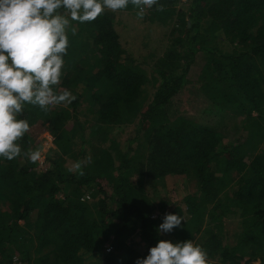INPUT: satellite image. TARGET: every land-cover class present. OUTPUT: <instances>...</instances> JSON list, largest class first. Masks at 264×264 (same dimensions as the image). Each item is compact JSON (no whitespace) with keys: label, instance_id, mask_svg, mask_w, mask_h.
I'll use <instances>...</instances> for the list:
<instances>
[{"label":"trees","instance_id":"16d2710c","mask_svg":"<svg viewBox=\"0 0 264 264\" xmlns=\"http://www.w3.org/2000/svg\"><path fill=\"white\" fill-rule=\"evenodd\" d=\"M180 1L158 0L142 16L170 28L165 44L158 40L161 54L156 48L147 54L151 64L127 54L112 12L84 23L69 17L55 88L76 92V99L47 111L26 104L18 117L30 129L42 124L54 150L38 169L25 155L37 151L29 131L18 141L19 157H0V264H10L15 253L25 264H136L166 240L158 230L164 216L185 211L187 219L168 241L198 239L207 264H264V0H188L184 10ZM131 9L139 10L131 3L123 10ZM219 36L229 50L219 47ZM199 54L201 94L219 116L246 115L243 140L225 143L227 132L172 115ZM136 120L139 130L127 150L114 147L113 128ZM89 156L83 176L65 166L68 158L76 163ZM169 175L195 183L184 211L166 212L146 192V183L155 187ZM232 220L238 232L228 243L225 224Z\"/></svg>","mask_w":264,"mask_h":264},{"label":"clouds","instance_id":"9594fccd","mask_svg":"<svg viewBox=\"0 0 264 264\" xmlns=\"http://www.w3.org/2000/svg\"><path fill=\"white\" fill-rule=\"evenodd\" d=\"M129 3L139 9L142 18L145 7L152 8L158 0H0V157L11 161L22 154L18 141L30 126L18 117L26 104L47 111L49 106L67 105L76 99L68 90H54L61 82L70 19L92 22L105 9L115 12ZM158 10L163 11V6ZM25 155L33 163L41 157L39 151ZM90 162L89 156L69 171L83 176L82 169ZM182 220L181 216L166 214L158 230L170 233ZM136 264H207V253L191 240H159Z\"/></svg>","mask_w":264,"mask_h":264},{"label":"rangeland","instance_id":"374dc122","mask_svg":"<svg viewBox=\"0 0 264 264\" xmlns=\"http://www.w3.org/2000/svg\"><path fill=\"white\" fill-rule=\"evenodd\" d=\"M179 9H185L187 7L188 0H181ZM108 10V9H105ZM149 10L145 7L144 14ZM114 15L115 29L119 35L120 43L122 47L126 50L127 54H133L136 58L138 56H146L147 62L152 63L150 56H147L148 53L152 52L156 48V55L161 54L160 48L158 46V40L161 39L162 45L165 44L166 38L170 31L169 26L165 27L159 24H150L144 22L138 16L139 10H118L111 11ZM147 42L146 46H142V42ZM219 47L224 51L229 50L230 46L226 40L219 36L218 40ZM150 46V47H149ZM153 58V57H152ZM203 65L202 55L199 54L196 58L194 64L191 65L187 79L188 82L183 88V90L175 97L171 105V111L173 116H184L189 119H192L195 122L205 125H211L216 127L219 130L227 132L229 137L225 140V143L232 141V137L236 139L240 137V140H243V137L247 135L245 130V124L247 123L243 113H238L237 115L232 113H227L224 116H219L214 110L215 108L210 105V101L204 97L200 92V83H199V74L200 69ZM149 70V66L146 67ZM55 91L57 88L54 89ZM59 92V90H57ZM60 90V92H62ZM154 92L153 88L148 89V95H151ZM70 93L75 96L76 92ZM55 107V106H49ZM214 111V112H213ZM256 116L255 113L252 114ZM84 119V117H81ZM221 127V128H220ZM139 130V123L136 120L135 122L127 125H117L113 128L111 136L115 139L114 147H120L121 151L125 152L128 148V140L132 139ZM31 138L34 140V144L37 147V151L40 152L41 157L37 162V168L42 170L43 166L46 165L47 155L51 156V152L54 150V145L52 143V137L46 132L45 127L37 123L29 130ZM110 145V142L107 143ZM134 147V146H133ZM143 152V151H142ZM75 162L72 159H66L65 166L66 168H71ZM43 165V166H42ZM103 189L105 191L109 190V186L106 185V182H101ZM146 192L148 193L150 199L155 204H163L165 206L166 212H171L177 206H181L182 211H184L183 200L188 195H194L196 192V187L194 181L189 177L185 176H173L169 175L164 178L163 182L157 184L155 187L152 183H146ZM89 202H92L90 199ZM185 214L187 212L185 211ZM183 213L182 221L187 219V216ZM181 221V222H182ZM19 224H23L19 222ZM238 232V227L236 220L228 221L225 224V234L226 241L228 243H233L235 234ZM166 240H168V233L161 232ZM136 249L140 253H144L146 245L139 240V237L136 236L133 238ZM198 239H194L193 243L197 245ZM14 252V249L10 250ZM15 256L19 255L15 253ZM99 257V256H97ZM100 259V258H99ZM98 260V258H96ZM21 261V260H20ZM89 260L86 264H96ZM99 261V260H98ZM22 262V261H21ZM23 263V262H22ZM98 263V262H97ZM25 264V263H23ZM98 264H101L100 262ZM242 264H246L245 260ZM253 264H259L258 261L253 262Z\"/></svg>","mask_w":264,"mask_h":264},{"label":"built area","instance_id":"2783aa9c","mask_svg":"<svg viewBox=\"0 0 264 264\" xmlns=\"http://www.w3.org/2000/svg\"><path fill=\"white\" fill-rule=\"evenodd\" d=\"M82 200L90 201V197L88 195H85ZM10 264H23L18 256H13Z\"/></svg>","mask_w":264,"mask_h":264}]
</instances>
